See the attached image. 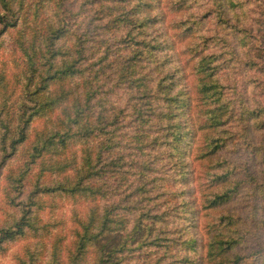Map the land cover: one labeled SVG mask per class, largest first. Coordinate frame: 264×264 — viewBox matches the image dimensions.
Wrapping results in <instances>:
<instances>
[{
    "label": "trees",
    "instance_id": "obj_1",
    "mask_svg": "<svg viewBox=\"0 0 264 264\" xmlns=\"http://www.w3.org/2000/svg\"><path fill=\"white\" fill-rule=\"evenodd\" d=\"M25 2L0 0V39L26 22ZM212 2L199 14V0H86L88 18L98 24L86 21L70 33L65 10L52 14L30 41L28 31L18 29L25 57L16 76L22 94L12 109L10 79L1 69L0 157L14 155L33 130L25 166L8 177L20 195L32 165H40L21 217L0 228L2 248L28 240L19 264H62L66 256V264H130L136 253L161 251L168 220L156 196L189 182L197 137V128L183 124L191 115L193 91L166 56L175 44L164 28L171 24L182 36L196 34L188 49L197 58L198 115L208 127L203 156L212 191L206 207L224 210L242 191L264 190V142L256 144L257 132H264V103L237 100L223 82L226 71L264 73V0ZM181 12L186 16L170 19ZM203 19L215 24L213 34L201 30ZM258 26L262 34L255 32ZM36 121L41 125L32 129ZM41 194L91 202L87 217L76 219L67 251L66 235L51 230L57 222L41 218ZM232 213L227 210L210 225L204 254L211 264H245L264 253V242L247 244ZM168 251L143 261L168 264Z\"/></svg>",
    "mask_w": 264,
    "mask_h": 264
},
{
    "label": "rangeland",
    "instance_id": "obj_2",
    "mask_svg": "<svg viewBox=\"0 0 264 264\" xmlns=\"http://www.w3.org/2000/svg\"><path fill=\"white\" fill-rule=\"evenodd\" d=\"M212 1L199 0V3H202V5L199 4L196 7V12L202 13L206 7L213 4ZM85 2L86 0H26L27 23L19 21L16 27H10L8 32L0 39V70H6L10 79L12 109L17 108L16 103L22 94V87L18 83L16 76L21 73L25 58L24 53L18 48V29L22 28V30L28 31L26 38L30 41L35 31L39 32L45 29L47 21L52 14H60L61 12L64 13L65 10H69L70 13L65 18V27L71 31L70 33L74 34L75 31L82 30L86 25V21H93V17L88 18L90 12L86 8L89 6ZM183 16H186V13L182 14L181 12L178 15H172L170 19L179 18L178 20H180ZM93 22L98 24V22ZM93 22H91L92 26L94 25ZM203 22L201 30L203 29L206 35L213 34L211 29L215 24L208 19H203ZM169 27L164 28L168 30L167 34L173 38L175 44L172 49H167L168 54L166 56L171 60L169 62L171 66H177L176 68H178L182 75V83L193 91L194 101L191 115L187 117L188 120L183 121V124L188 121L192 128H197V137H195L192 143V146L196 145L193 151L194 155L189 158L191 160L190 168L193 169V176L191 175L186 185H179L174 187L176 190H172L170 193L156 196L160 200L157 207L165 215V219L168 220L166 226L168 233L165 234V238L162 241L163 245L160 252L151 254L136 253V257L130 259V264H146L143 260H145L147 255L156 258L165 257L163 255L165 249L169 250L168 257H171L168 264H190L186 260V256L196 260L193 261L194 264H211L205 258L206 254H204L206 253L205 245L207 243L208 231L211 223L215 222V218L226 214L227 210H230L233 212L232 215L239 218L241 223L239 222L238 225L243 228L247 239H250L247 241V244H254L255 246L259 241L261 243L264 242V190L260 191L258 195L254 192L246 193L247 190H244L233 199L232 205L224 210L223 208L216 210L206 207L207 194L212 191V187L207 182V167L205 163L207 161H205L203 156L205 151L203 133L208 130V127L198 115V100L194 91L195 82L197 81V73L194 66L197 58L194 52L188 49L192 45L190 41L192 40L193 42L196 34L182 36V29L180 27L172 26V24ZM219 30H222L221 26ZM255 32L262 34L263 31L259 27V29H255ZM263 45L264 42L259 44L260 50L264 48ZM262 53L264 54V52ZM223 75L225 78L223 82L231 88L230 95L232 97H235L237 100L244 97L252 106L258 102L264 103V73L257 69H250L232 74L226 71ZM247 78L248 81H246ZM118 101H121V98H118ZM40 122L36 121L32 129L35 126L40 127ZM32 138L33 130L30 132L29 140L19 146L18 151L14 155L11 154L10 157L4 160L0 157V228L14 223L21 217L23 203L27 202L26 198L33 189L35 174L40 168L39 162L32 165L28 178L23 181L22 195L19 194L17 189H14L13 185H10L8 179L9 173L16 175L25 166ZM257 141L256 144L261 146L262 142H264V132H257ZM51 177L52 175L47 174L45 179L49 181ZM40 196H43L42 199L46 204L40 213L41 218L46 222H52L53 220L57 222L56 227L51 230L55 233L66 235L64 246L67 251V248L71 245L74 230L78 226L76 219L87 217L91 202L84 199L75 200L60 196L54 198L46 194H41ZM14 203L18 204L14 205ZM254 211L256 212V216H253L251 213ZM250 227H252V230ZM255 229V232H260V238H257V234L252 232ZM47 240L50 241L51 237L48 236ZM27 242L28 240L26 239H18L4 244V248L1 245L0 264H19L18 256L25 251L24 248ZM144 251L147 253L145 248ZM245 252H249L246 247ZM263 254H258L257 256L254 254L250 258H246L244 263L264 264V259H261ZM137 259L139 260L137 261ZM197 260H201V262L199 263ZM66 261L67 256L63 258L62 264H66Z\"/></svg>",
    "mask_w": 264,
    "mask_h": 264
}]
</instances>
